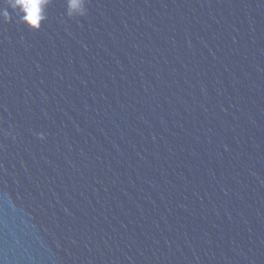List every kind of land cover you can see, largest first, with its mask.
Returning <instances> with one entry per match:
<instances>
[{"label":"water","instance_id":"1","mask_svg":"<svg viewBox=\"0 0 264 264\" xmlns=\"http://www.w3.org/2000/svg\"><path fill=\"white\" fill-rule=\"evenodd\" d=\"M86 9L0 23V264H264V0Z\"/></svg>","mask_w":264,"mask_h":264},{"label":"clouds","instance_id":"2","mask_svg":"<svg viewBox=\"0 0 264 264\" xmlns=\"http://www.w3.org/2000/svg\"><path fill=\"white\" fill-rule=\"evenodd\" d=\"M0 23H9L11 13L18 17V23L32 32H38L47 19V10L51 0H0ZM11 10V13L10 11ZM86 0H66V15L70 19L86 15ZM44 139L43 135L38 137Z\"/></svg>","mask_w":264,"mask_h":264}]
</instances>
